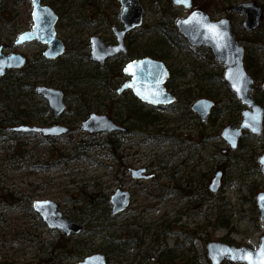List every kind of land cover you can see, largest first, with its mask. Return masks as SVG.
I'll return each instance as SVG.
<instances>
[{"label":"rangeland","instance_id":"1","mask_svg":"<svg viewBox=\"0 0 264 264\" xmlns=\"http://www.w3.org/2000/svg\"><path fill=\"white\" fill-rule=\"evenodd\" d=\"M42 1L59 15L56 31L66 44L63 60H76L80 57V67H95L89 60V39L91 36H98L104 41L111 38L110 26L117 24L121 10L118 0H97L102 1L99 6L95 4L96 0H77V5H63L62 0ZM242 1L245 0H232L231 3ZM140 2L144 8L143 21L129 35V38L134 37L133 41L139 46L149 39L150 35L146 31L152 29L155 22H165V28L170 30L172 19L186 15L184 9L173 7L169 0ZM223 2L193 0V5L202 9L205 4L207 8L204 11L213 19L228 16L235 36L241 39L240 43L245 49L251 48L250 52L253 51L257 66L264 76V21L260 29L247 34L240 26L242 16L225 13ZM258 2L264 6V0ZM25 6L29 12L31 10V3L17 9L14 19L17 32L11 35L12 41H1L0 45L4 54L17 52L36 61L45 46L36 42L21 45L13 42L20 31L32 25L30 15L27 17L23 13ZM7 29L9 28L3 30ZM209 56L204 49L173 47L166 63L176 71L175 75L191 74L193 67L207 66ZM125 62L123 57H116L100 67L104 71L115 65L123 66ZM42 72H38L35 77L38 81L47 79L49 73L42 76ZM52 79L46 86L59 88L61 81L58 78ZM119 79L112 76L111 86L104 82L97 85L96 89L100 94L113 98L117 95L116 88L121 84ZM258 80L257 98L264 107V81L261 76ZM172 82L173 85L179 84V89L186 86L181 78H174ZM214 88L218 91L219 100L215 108L219 118L214 126L211 127L209 121L201 126L198 118L185 115L182 99L179 104L170 107L150 108L159 120L147 132L133 131L125 136L113 135L119 142L117 152L121 157L120 165L114 158L115 154L101 148L106 140L104 133H97L91 138L86 133L75 130L69 136L39 139L34 135L21 134L12 137L8 130L5 132L0 129L3 132L1 135H4L0 137V153L18 156L17 161L11 159L13 161L8 166L2 165L3 162L0 161V213H9L7 216L12 219L20 215L23 203L8 206L1 200H5L6 195L12 191L22 190L25 195L32 196V200L55 202L57 210L65 217L85 225L83 232L70 236H64L60 231L45 226L39 227L35 234L38 236L32 241L3 247L0 250V262L8 257L11 261L16 260L15 264H30L39 256L40 259L46 257V253H49L47 243H56L58 240L65 247L60 249L59 246V250L52 253L55 259L48 264H77L85 256L96 252L105 254L108 264H138L137 254L141 248L135 245V241L140 238L144 241L143 252L150 255L145 259V264H160L159 252L169 250V247L170 255L191 259L193 264H210L204 247L208 241L220 238H226L232 244L257 248L260 236L264 235V222L258 221L253 200L258 191L264 190V176L259 172L256 160L264 152V130L260 136L246 133L241 146L236 151H227L229 158L224 157L221 150L227 146L218 134L229 123L228 119L239 124V102L225 83L220 82ZM123 95V98L132 96L130 92ZM97 104L91 112L106 113L98 111L97 106L100 104ZM69 105L71 111L67 110L60 122L76 126L79 122L75 119V111L80 109V105L74 94L67 101V106ZM34 107L42 120L48 122L51 112L47 103L38 98ZM199 129H202L200 139L197 132ZM179 134L188 137L187 140L178 136ZM162 136L168 138L159 139ZM78 142L82 144L78 145ZM83 145L90 147L83 151L80 148ZM185 147L188 149L185 150ZM189 158L192 159L190 163ZM237 160L239 163H236ZM219 166L223 171L222 187L216 194L206 191L205 200L199 206L194 202L195 195L191 196L198 185H188L181 178L187 174L188 182H191L193 173L196 179L200 173L206 179L207 186ZM141 167L146 168L149 176L141 180L132 179L129 169ZM177 186L183 187L185 191L182 195L184 198L181 197L180 201L177 196L181 194L176 190ZM119 188L131 192V203L124 212L112 215L108 197ZM105 197L107 202H104ZM222 224L226 227L220 228ZM140 228H150L145 237L139 232ZM192 230L196 231L194 236L191 234ZM167 232H170L169 236H166ZM155 233L160 235V239H164L158 246L149 241Z\"/></svg>","mask_w":264,"mask_h":264},{"label":"water","instance_id":"2","mask_svg":"<svg viewBox=\"0 0 264 264\" xmlns=\"http://www.w3.org/2000/svg\"><path fill=\"white\" fill-rule=\"evenodd\" d=\"M118 1L121 5L119 21L122 29L118 30L116 27L111 29L117 45H106L99 37L92 36L90 38V60L93 62L102 64L118 53L125 54L127 52L124 43L125 35L142 23L143 7L139 0ZM171 3L186 10L192 7V0H171ZM229 10L234 14L243 16L241 26L247 32L254 31L263 20V9L256 0L231 5ZM34 11L38 19H34ZM194 13L195 16H193ZM30 15L32 27L20 32L14 44L37 41L46 46L43 51L45 58L53 60L61 56L64 53L65 45L56 34L55 24L58 15L51 7L41 4V0H36L35 4L31 0ZM190 20L192 23H184ZM174 26L188 46L191 48L204 47L209 50L213 59L224 68L223 81L233 91L241 104L246 106V109L241 112L242 118L239 125L234 126L231 123L226 125L219 134L220 138L230 149L235 150L238 148L244 130L253 135H260L263 128L264 108L255 101L252 95L253 79L244 68V48L234 37L230 19L223 17L212 20L202 10L193 9L189 11L186 17L177 18ZM209 26H214V29L210 30ZM24 63L25 57L23 55L18 53L3 54L2 46H0V79L8 69L20 68ZM123 72L130 78L117 90L118 93L129 89L142 103L152 106H168L175 101V95L169 92L165 86L169 78V70L162 61L142 57L129 61L123 68ZM237 74H242L239 79L236 78ZM234 83L241 91L237 92L233 88ZM36 92L46 100L54 117H59L65 112L66 104L61 89L40 85L37 87ZM213 106L214 102L211 99L199 98L191 104L190 109L204 122ZM10 130L23 134L35 133L42 136L58 137L68 131V126L63 124L49 126L21 124L11 127ZM79 130L88 134L129 131L128 128L119 125L109 115L93 112L81 121ZM257 162L260 165L259 171L264 176V152L258 157ZM142 172H144V169H131V177L134 179L143 178ZM221 176L222 172L217 171L211 178L208 184L210 192L216 193L219 190ZM261 197H264V191H260L255 195L259 221H264V202L261 201ZM37 202L42 203L40 206H36ZM109 203L111 214H118L129 205L130 193L117 189L109 196ZM32 207L49 229H58L64 234L70 235L78 234L85 228L83 223L66 218L57 210V204L51 200H34ZM262 244H264V235L260 237L257 249L245 245L237 247L221 241H210L206 244L205 249L211 264H220L223 260L249 264L247 259L232 258L233 255L239 257L243 253H251L254 264H260L261 257L257 254ZM77 264H107V260L103 253H93Z\"/></svg>","mask_w":264,"mask_h":264},{"label":"trees","instance_id":"3","mask_svg":"<svg viewBox=\"0 0 264 264\" xmlns=\"http://www.w3.org/2000/svg\"><path fill=\"white\" fill-rule=\"evenodd\" d=\"M223 11L227 13V7L230 5L232 0H223ZM63 5L76 4L77 0H62ZM29 0H0V42L6 41L10 43L12 41L11 35L15 34L17 31V26L14 21L17 9L28 5ZM102 1H95V4L99 6ZM75 7V6H74ZM264 8V6H262ZM203 9H206V5H202ZM23 13L29 17V9L25 6ZM262 26V25H261ZM260 26V28H261ZM4 28H9L3 30ZM172 21L170 22V31L165 28V22H155L152 29L146 31L150 35L149 39L143 42L140 46L137 45L133 38H127V46L129 48L128 55L125 56L127 59H134L136 57L148 56L156 60L164 61L171 55L170 48L172 49L171 41L177 42L179 45L185 44V42L177 36V34L171 29ZM259 28V29H260ZM251 48L245 49L244 65L248 73L254 79V91L253 95L257 102H259L257 96V87L259 85V77L264 81V76H262L260 67L257 66L256 57L251 51ZM207 52V51H206ZM79 58L76 60L68 59L64 61L63 58H58L53 61L44 59L41 53H39L36 61L30 59L26 60L24 67L18 70H9L0 81V129L6 128L10 125L17 123L23 124H51L56 123L57 120L51 115L49 116V121H43L42 116L38 115L35 109V100L39 98L36 93V88L38 85L45 84L49 85L52 82V78H58L61 81L60 89L64 91L66 101H69L70 95H75L77 102L80 105V109L76 110V120L80 122L86 115L95 109L96 105L98 111H104L109 114L114 121L120 125H124L131 131H139L145 133L148 129L157 124L159 118L157 115L153 114L149 109L141 104L134 96L131 98H123V94L115 95L113 98L107 94H100L96 89L98 86L104 82L110 85V78H120L118 82L124 80V76L121 72L122 67H109L106 70H102V67H91L90 69H83L79 65ZM72 60V61H71ZM81 61V59H80ZM214 64V65H212ZM219 65L214 62V60L209 56L207 66H196L193 67V72L187 74H176L175 70H170V79L166 83V87L172 89L177 94V104L183 100L184 108L186 110L185 115L193 117L194 115L189 111L190 103L199 97H207L216 99V104H218L217 95L218 91L214 88L221 82L222 69ZM43 71L41 74L45 76L47 73V79L38 81V72ZM189 77V78H188ZM174 78H181L185 82L186 86L179 89V84L173 85L172 80ZM188 78V79H186ZM79 100V101H78ZM97 104V105H98ZM238 110L240 109L239 103ZM216 108V107H215ZM210 114L209 122L210 126H214L219 118V114L215 113L217 109ZM67 110L71 111V106H67ZM231 123V120L228 119ZM199 125H201L199 123ZM74 131L77 127H74ZM71 130L70 132H72ZM1 131V130H0ZM158 132L160 130H157ZM198 137H202V129L198 130ZM114 134H121L119 132L110 134L106 136V140L102 143L101 148H105L110 154H115V159L118 160L120 165L121 157L118 154L119 142L113 137ZM206 136V135H205ZM93 138V137H91ZM158 137H153L156 139ZM167 136L159 137V139H166ZM78 142V145H81ZM93 144V143H91ZM80 147L83 151H86L90 146ZM117 152V153H116ZM227 158V156H225ZM17 155H7L0 153V161L3 162L2 165L8 166L13 160H16ZM13 159V160H11ZM239 163V160L236 161ZM222 168V167H218ZM184 191V188H183ZM190 193V192H189ZM33 197L30 195H25L22 190L12 191L7 194L4 200L5 205L19 204L23 203L22 212L17 218H11L7 216L8 214L0 213V250L6 245H17V243L27 242V240L32 241L38 231L39 227H44L43 222L40 217L33 211L31 207ZM104 202H107V197L104 198ZM255 207V205H254ZM256 211V210H255ZM163 225V223H162ZM226 225L222 224L220 228H225ZM194 230L191 231L193 233ZM61 238L65 239L64 236ZM155 246L159 244V234H155ZM219 240L230 242L226 238H220ZM28 241V242H29ZM60 240L56 243L49 242L47 247L49 248V253H46V257L40 259L37 257L35 261L30 264H48L50 261L55 259L52 254L56 250L64 248L65 245L60 244ZM68 252V251H67ZM166 250L160 251L158 254L160 264H169L167 259ZM16 260H10L6 258L1 261L0 264H15ZM170 264H193L191 259H185L179 255H170Z\"/></svg>","mask_w":264,"mask_h":264},{"label":"flooded vegetation","instance_id":"4","mask_svg":"<svg viewBox=\"0 0 264 264\" xmlns=\"http://www.w3.org/2000/svg\"><path fill=\"white\" fill-rule=\"evenodd\" d=\"M108 44H110V45H114L115 44V39L113 38V37H111V39L109 40V42H108ZM127 49H129L128 48V46H127ZM200 145V144H199ZM188 149V147H185V150H187ZM200 149V148H199ZM192 158V157H191ZM191 158H189L188 160H189V163L191 162ZM141 169H144L145 170V168H141ZM175 170V169H174ZM173 170V171H174ZM146 172V171H145ZM172 173V172H171ZM171 173H170V175H171ZM144 177L143 178H146L147 177V175H143ZM193 179H192V181L191 182H188L189 181V176L186 174V175H184L182 178H181V181H183V182H185V183H187L188 185H190V184H197L198 185V188H194V190H193V192H191V196L192 195H195V200H194V202L196 203V204H198L199 206L202 204V202L205 200V195H204V193H206V179L204 178V177H202V174H200V173H198V179H196V177L194 176V173H193ZM176 188V187H175ZM176 190L178 191V193L179 194H184L185 193V191H183V187H181V186H177V188H176ZM187 193H189V192H187ZM147 229H150V228H140L139 229V232L140 233H143L144 235V237H145V234H146V232H147ZM156 234V233H155ZM155 234L154 235H152L151 237H150V244H155L156 242H155ZM169 234H170V232H167L166 233V236H169ZM182 234H185V233H182ZM164 239H160V235H159V244H160V241L161 242H164L163 241ZM165 240H166V237H165ZM143 244H144V241L140 238V239H137L136 241H135V245L138 247V248H141V249H139L140 251H139V253L137 254L138 255V259H139V263L138 264H145V259L147 260L148 258H149V253H147V252H143V250H142V246H143ZM157 245V244H156ZM163 245V244H162ZM234 245H237V244H234ZM129 245H126V247H128ZM151 246V245H150ZM237 246H239V245H237ZM166 255H167V259L169 260V264H170V247H169V250H166Z\"/></svg>","mask_w":264,"mask_h":264},{"label":"snow or ice","instance_id":"5","mask_svg":"<svg viewBox=\"0 0 264 264\" xmlns=\"http://www.w3.org/2000/svg\"><path fill=\"white\" fill-rule=\"evenodd\" d=\"M35 2H36V0H33V3H34V4H35ZM195 15H196V14L194 13L193 16H195ZM33 17H34V19H38V17H37V15H36V12H35V11L33 12ZM184 23H192V21H191V20H190V21H185ZM209 28H210V30H213V29H214V26H209ZM241 75H242V74H237V77H236V78L239 79ZM232 86H233V88H234L237 92L241 91V89L238 88V87L236 86L235 83H234ZM154 102H157V101H154ZM260 199H261L262 202H264V197H261ZM41 203H42V202H37V205H36V206H40ZM43 203H46V202H43ZM257 255H258L259 257H261L260 264H264V244H262L261 249H260V251H259V253H258ZM232 258H233V259H236V258L247 259L248 262H249V264H254V261H253V258H252V254H251V253H243V254H242L241 256H239V257H236L235 255H233Z\"/></svg>","mask_w":264,"mask_h":264}]
</instances>
